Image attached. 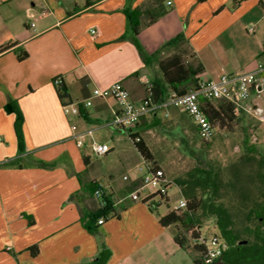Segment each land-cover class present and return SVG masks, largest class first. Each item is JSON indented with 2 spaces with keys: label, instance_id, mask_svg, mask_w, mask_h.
<instances>
[{
  "label": "crops",
  "instance_id": "0c3cea01",
  "mask_svg": "<svg viewBox=\"0 0 264 264\" xmlns=\"http://www.w3.org/2000/svg\"><path fill=\"white\" fill-rule=\"evenodd\" d=\"M158 6L164 14L148 24ZM175 54L200 68L195 81L180 85L183 92L199 80L255 70L264 60V0H0V264H89L101 244L111 254L106 264H176V226L160 224L141 177L126 185L117 211L114 189L85 176L91 153L73 136L93 114L82 107L81 116L65 115L54 84L60 78L71 102H81L119 82L142 103L149 97L144 80L164 83L158 60ZM251 101L264 106V87L253 88ZM95 105L106 124L118 109L113 98ZM145 118L130 130L139 133ZM93 181L116 212L115 220L95 223V235L82 224L102 206L89 189Z\"/></svg>",
  "mask_w": 264,
  "mask_h": 264
},
{
  "label": "rangeland",
  "instance_id": "374dc122",
  "mask_svg": "<svg viewBox=\"0 0 264 264\" xmlns=\"http://www.w3.org/2000/svg\"><path fill=\"white\" fill-rule=\"evenodd\" d=\"M87 108L92 112L93 120L82 124V127L84 130L93 129V135L83 136L82 151L91 153V165L85 176L88 174L98 179L108 191H112L113 188L116 210L120 211L125 205L118 202L125 194L124 188L131 179L143 175L140 168L144 169L146 165L129 137L130 128L120 130L113 125L100 122L105 121L107 115L98 114L95 99ZM152 120L151 114H147V118L141 120L139 135L153 153L158 167L171 182L168 188L169 204L162 201L156 208L151 207L154 215L158 218L179 206L184 197L176 179L186 177L195 166L202 165L205 169L212 168L219 173L220 187L215 198L231 213L235 230L242 232L247 227L252 228L255 222L250 219L249 212L257 202L262 201L264 122L244 115L237 118L230 127L222 128L215 124V135L206 143L200 138L188 115L179 108H171L168 115L160 113L157 126H152ZM133 130L136 128L133 127ZM93 141L106 143L113 149L107 155L96 156L92 154L90 148ZM249 148H254L255 151H250ZM20 154L21 150L18 148L17 156ZM16 163L15 161L2 166H13ZM125 176L129 179H125ZM143 189L144 193L154 191L151 187ZM111 220L115 219H109ZM172 230L177 231L189 246L187 250L181 249L172 260L176 264H193L199 254L193 248L190 232L181 225L172 227ZM201 234L207 245H211L213 236L219 234L213 219L204 222Z\"/></svg>",
  "mask_w": 264,
  "mask_h": 264
},
{
  "label": "trees",
  "instance_id": "16d2710c",
  "mask_svg": "<svg viewBox=\"0 0 264 264\" xmlns=\"http://www.w3.org/2000/svg\"><path fill=\"white\" fill-rule=\"evenodd\" d=\"M156 1L157 3H161L163 0ZM163 14L164 9L161 7L157 8L155 12L150 13L148 24L153 23ZM131 27L136 37L139 33V26L133 19L131 20ZM134 41L137 43L136 38ZM170 44L173 43L171 42ZM11 47V45L4 46L1 48V51L7 50ZM138 48L142 52V49L139 46ZM26 57V52H23L18 56L20 60H23ZM155 57L156 55L150 57L144 55L145 61ZM158 63L163 74L164 83H153L151 88V98L153 102H157L167 95V89L164 84H167L175 92L183 93V90L180 89V85L191 79L195 81L196 75L200 73V68H194L190 64L185 63L183 57L179 54H175L169 58L160 59L158 60ZM55 89L63 103L71 102L67 87L62 80L55 86ZM5 109L8 112H16L18 118H21L20 113L14 106L7 105ZM203 109L214 126L215 124H219L222 128L230 127L235 120L239 118L234 114L233 105L225 100L206 102ZM83 117L87 119L86 115H83ZM157 125H159L158 122H152V126ZM129 137L132 139L142 158L145 161L152 163L155 167H158L153 153L150 151L139 133L131 132L130 130ZM249 150L253 152L255 151L254 148H249ZM10 163L12 164L14 161H11ZM176 183L186 200V206L184 208L170 209L165 215L160 216L159 221L163 227L181 225L187 232H190L191 239L194 243L193 248L199 254V256L194 259L193 264H207L204 261L206 245L204 242H201V239H203L201 228L204 222L208 219L214 220L219 231V234L217 235H219L227 244V249L216 261L222 260L227 264L264 263V221L260 220V218L264 216V175H262L261 178L262 201L257 202L249 212L250 219L254 220L255 224L252 228L247 227L242 232L235 230L231 213L224 205L218 203L215 198L220 187L219 173L216 170L212 168L205 169L202 165H197L188 172L186 177L176 179ZM98 184L99 183L96 181L91 182L89 189L91 192H95L96 189L102 190L100 197L102 200V206L98 210L86 213L82 217L83 226L94 235L97 234V225L95 223H98L99 219H104L105 222L116 215L110 195H107L103 188ZM167 201L168 200H166V202ZM243 240H247V243L242 245L240 244V241ZM175 241L182 249H189L187 241L182 238L178 232ZM110 255V251L106 249L104 244H101V250L97 258L89 264H106Z\"/></svg>",
  "mask_w": 264,
  "mask_h": 264
},
{
  "label": "built area",
  "instance_id": "2783aa9c",
  "mask_svg": "<svg viewBox=\"0 0 264 264\" xmlns=\"http://www.w3.org/2000/svg\"><path fill=\"white\" fill-rule=\"evenodd\" d=\"M168 4H171V2L169 1ZM248 31L253 33L254 28L250 27ZM60 81V78L55 79V86ZM144 83L149 97L142 103L133 101L129 91L122 83L118 82L105 89L96 87L89 98L81 102L63 103L62 108L67 116H81V108L91 106L93 99L113 98L118 104V109L112 111V117L108 124L125 130L137 125L143 115H157L159 113L168 115L171 108H179L188 115L204 142H210L215 135V127L203 109L206 102L225 100L233 105L235 116L250 115L257 121L264 122V106L251 101L253 88L257 85L264 87V60H259L256 69L253 71L225 73L218 79L199 80L192 89L183 93L172 91L157 102H153L151 98L153 84L149 80H144ZM72 130L75 132L78 130L75 124L72 125ZM86 134L92 136L93 129L85 130L73 136L78 145H84L83 136ZM90 148L92 154L96 156L107 155L112 150V147L108 144L96 141L92 142ZM144 162L146 168H140L143 171L141 176L142 188H154V191L149 194V203L152 208H156L159 203L167 200L170 181L160 167H155L145 160ZM125 179H127L126 176ZM94 194L101 197L102 190L96 189ZM185 206L186 200L183 198L177 208H184ZM103 223L104 219L98 220V224ZM201 242L206 245L204 261L207 264L215 262L227 249L226 242L217 234L213 236L211 245H207L204 237Z\"/></svg>",
  "mask_w": 264,
  "mask_h": 264
},
{
  "label": "water",
  "instance_id": "95a60500",
  "mask_svg": "<svg viewBox=\"0 0 264 264\" xmlns=\"http://www.w3.org/2000/svg\"><path fill=\"white\" fill-rule=\"evenodd\" d=\"M261 221H264V216L260 218ZM247 243V240H243V241H240V244H246ZM211 264H227L225 263L224 261L222 260H219V261H216V262H213ZM261 264H264V263H261Z\"/></svg>",
  "mask_w": 264,
  "mask_h": 264
}]
</instances>
